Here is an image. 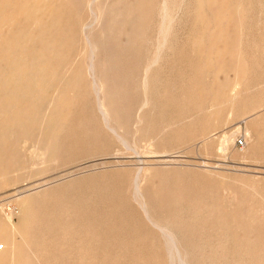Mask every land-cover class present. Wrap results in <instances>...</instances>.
Wrapping results in <instances>:
<instances>
[{
    "label": "rangeland",
    "instance_id": "obj_1",
    "mask_svg": "<svg viewBox=\"0 0 264 264\" xmlns=\"http://www.w3.org/2000/svg\"><path fill=\"white\" fill-rule=\"evenodd\" d=\"M160 1L61 0V5L51 6L50 10L48 9V14L53 9L56 14L58 13L59 25L64 37L63 43L59 46L63 54V58L60 57L61 68L64 72L71 71L72 80L75 82L67 95V102L71 105L65 106L67 118L54 132L53 139L46 140L43 149H39L35 141H27L21 145L23 152L21 158L25 164L19 175L22 176L23 181L0 189V208L2 207L7 214H12L15 222H18L19 205L16 198L21 195L19 191H22L21 193L30 195L28 207L34 208V210L59 213L69 208L70 212L79 213L82 222L76 229L77 235L84 237L87 233L92 232L99 236V240L90 249L97 264H172L169 253L165 249L164 235L157 233L156 229L141 219L139 209L133 202L132 191L136 180L135 175L140 166H147L159 177L156 186L147 185V192L149 189L151 191L149 195H153V197L155 193L158 195L156 201L159 202L154 204L156 212L159 211V214L164 212L171 216L179 211V206L183 207V218L180 217L182 221L179 219L175 222L178 218L172 219L175 222L173 227L179 229L177 232L179 231L180 241L184 245H194L192 254H194L196 264L198 261L199 264H264V0H222L223 2L221 0H198L199 3L197 0H172L170 33L168 32L165 36L166 39L161 48V54L165 56L161 55L160 60L151 70L153 73L151 76L154 75L150 87L151 97L158 105L157 109L147 116V120L149 126L154 127L150 128V131L154 129V133L149 131L138 136L132 128L135 126L133 122L136 116V101H139L137 98L142 96L140 86L141 76L144 73L142 69L156 53V42L159 40L157 38L159 31L157 30H159L161 21L158 16ZM120 4L127 5L126 12L133 16L132 22L127 24L128 30H125L123 35L119 36L114 32L110 34V46L118 55L114 60L116 64L114 61L107 64L104 61V50L100 51V59L103 58V60L99 61L98 76L104 80L113 82L115 80L114 84L109 82V85H116L120 89L127 90V101H130L124 115V130L127 134L129 133L127 139L130 145L127 146L116 140L99 120L100 115L96 101H94L96 97L91 86V75L90 71H87L89 70V55L87 54L89 46L84 37L88 32L94 37H98L100 34L97 15L95 16L90 11L91 9H94L99 15L108 14V10L112 6ZM61 8L63 12H61ZM156 11H158V15ZM231 13H234L233 16ZM237 15L238 20H236ZM216 16L219 20L216 19ZM227 21L230 23L227 24ZM34 27L32 20L29 19L21 26L17 25L16 30L24 29L23 32L29 33ZM153 27H156L157 30L156 28L153 30ZM237 27L240 30L237 29V34H235ZM222 37L224 39H221ZM69 40L70 43H68ZM144 40L147 42L151 40V43H155L152 46L150 42L145 41V44ZM160 40L163 41V38L161 37ZM211 42L214 43L210 45ZM217 43L222 45H216ZM145 45L150 47L146 48ZM165 48L166 50H164ZM226 48L227 50H225ZM146 53L150 55H146ZM140 58L146 59L141 61ZM124 63H126V67H123ZM171 70L173 71L171 72ZM234 76L239 78V84L236 86L233 84ZM225 89L226 91H224ZM170 92L172 98L169 96ZM135 98L136 101H134ZM211 98L213 99L211 100ZM175 100L177 102H174ZM213 101L216 103L215 108L212 105ZM172 103L173 107H169V105L172 106ZM210 109L213 110L209 111ZM219 109L221 110L218 111ZM249 122L253 125L249 124L253 132L259 129L260 131L255 133H260L263 137L259 139L260 146L258 145L259 148L256 150V152L259 151L258 154L256 153L257 156L245 158L249 154V136L246 131ZM211 125L212 127H210ZM156 127L159 131L161 130L158 131L159 133L156 132L158 130ZM211 129L214 130L203 137V134L205 135ZM160 134L163 137H160ZM152 138H156L157 141ZM224 138H228L226 144H222ZM239 138L244 140L242 147L236 145ZM205 140H211L209 142L211 145H206ZM151 141L154 142L156 148L159 146L157 149L171 150L169 153L159 156L144 154ZM134 143L135 146L137 145L136 148L132 146ZM44 148L57 151L55 156L59 162L39 164V158L44 152ZM166 196L168 198L170 196V200ZM197 198L200 203L199 201L195 202ZM243 199L246 204L242 202ZM192 201L199 207L195 206L194 208ZM239 203L241 206L245 204V209L244 206L243 209L241 206L239 208ZM98 204L99 206H97ZM216 206L217 209H215ZM72 207H75L73 208L75 210ZM175 207L177 210L174 209ZM171 208L174 210L171 211ZM187 209L189 210L187 211ZM194 211L195 214H191ZM185 217H189V219ZM183 219L185 223H183ZM239 219L243 220V224H247V227L243 228L242 221ZM87 220L94 222L92 221L91 225H88ZM208 220L210 224H208ZM222 220L228 224L226 227L229 228V234L225 238L215 235L216 225ZM120 222L124 223V226L122 224V227L125 228L124 231ZM225 222L222 223L225 224ZM179 224L181 226L184 224L183 228ZM177 225L183 230H180ZM93 227L96 229L93 230ZM184 229L187 230L186 235H184L186 232ZM101 232H105L104 236ZM246 234L248 235L246 236ZM183 235L184 238L187 237L184 239ZM100 238H102L101 241ZM223 241L230 251H225L226 253L223 254L217 251V253L216 248ZM239 246L243 249L235 250L239 249ZM233 247L234 249H232ZM219 254L221 255L217 257L216 255ZM101 259L105 260L102 262Z\"/></svg>",
    "mask_w": 264,
    "mask_h": 264
},
{
    "label": "bare ground",
    "instance_id": "obj_2",
    "mask_svg": "<svg viewBox=\"0 0 264 264\" xmlns=\"http://www.w3.org/2000/svg\"><path fill=\"white\" fill-rule=\"evenodd\" d=\"M60 1L61 0H0V189L15 185V184L23 181L22 176L19 175V172L21 171V169H23L24 164H25V161L21 158V154L23 153L21 150V145L27 141H35V143L38 144V148L43 149V144L46 142V140L49 138L53 139L54 132L59 129V127L62 125V121L64 119H66L68 116L66 109H65L66 108L65 106H68L71 104L69 102H67V95H68L69 91H71V88H73V84L75 82H74V80H72L71 71L67 70L66 72H64L61 68V66H62L61 61L62 60H60V57L63 58V54L61 52V48L59 49V46L63 43L64 37H63V34L61 33L62 30H61V27L59 25L58 13L56 14L54 12V9H53V11L52 12L50 11L51 13L48 14V9L51 6L53 7L55 5H61ZM103 1L104 0H102V2ZM131 1H134V0H131ZM216 1H218V0H216ZM160 3L161 4H160L159 15H158V11H156L157 15L161 18L160 27H159V30H157L156 27L152 28L153 30H154V28H156V30L159 31V36L157 37L159 40H158V42H156L157 47H155L156 53H154L155 55L147 62V64H145L146 65L145 68L142 69V70H144V73L141 76L142 81H141V85H140L142 88L141 89L142 90V96H139L141 98H139V97L137 98L139 101H136V98L134 100V101H136L137 105H136V111H135L136 116H135V120L133 122L135 126L132 128H134V131L138 136L140 134H144V132H149L150 128L153 127V126H151V127L149 126L147 116L151 112H154L157 109L158 103L155 102V100H153V98L151 97V91L152 90L150 91V87H151V83L153 82V79H154L153 78L154 75H152L153 77L151 76V73H152L151 70H152L153 66L156 65L161 58V55H162L161 54V48L163 46V43L165 42V39H166L165 36H167V33L169 32V29H170V26L172 23L170 21L171 20L170 15H171V10H172V0H161ZM197 3H199L198 0H197ZM68 4H70V3H68ZM239 5H240V3H239ZM173 6H175V5H173ZM126 7H127L126 4L115 5V6H112V8L110 10H108V14H101V15L97 14V12H95L94 9H91L90 11H92L93 14H95V16L97 15L96 18H97L98 25L100 27V29H99L100 34L98 37H94L88 32L84 36L85 41H86L87 45L89 46V53H87L89 55V57H88L89 58L88 59L89 60V70H87V71L88 72L90 71V75H91V86H92V89H93V91L95 93V97H96V100H94V101H96V107H97L99 115H100L99 120H101V123L106 128V130H108L116 138V140L120 141L125 146H127L129 144L128 139H127L128 138L127 135L129 133L127 134V132L124 130V115L126 114L128 104L130 103V101H127L128 97H126L127 96V92H126L127 90L120 89L116 85H113V86L109 85V82H113V81L104 80V79L99 78L98 69H99V61L103 60V58L100 59V55H101L100 51L104 50V52H105L104 61L107 64L116 60V58L118 56L117 53L110 46V34L112 32H114V33H118V35L120 36V35L124 34L125 30H128L126 28V26L129 22H132L133 16L126 12ZM203 7H204V5H203ZM62 8H61V12L64 11V8H63V11H62ZM157 8H159V6H157ZM179 8H177V9H179ZM213 8L215 9V7H213ZM217 8H218V6H217ZM204 10H205V8H204ZM102 11H103V9H102ZM226 11L228 12V10H226ZM201 14H202V12H201ZM233 14H232V16H233ZM155 15H156V13H155ZM158 16H157V18H158ZM237 18H238V15L236 16V20H238ZM29 19L32 20V23L35 26L32 29V31L27 33V32H23L24 29L21 31L16 30L17 25L21 26V24H24V22L28 21ZM216 19H217V16H216ZM224 19H225V17H224ZM155 20L159 21V19H156V18H155ZM217 20H219V19H217ZM233 20H234V18H233ZM157 21H156V24H157ZM228 22L230 23V21H227V24H228ZM151 23H154V21L153 22L151 21ZM151 23H149V25ZM219 23H220V21H219ZM237 23H236V25H237ZM155 25H153V26H155ZM157 26H159V25H157ZM219 26H221V25H219ZM25 27H26V24H25ZM28 27H30V26H28ZM239 28H241V27L239 26ZM239 28L238 27L236 28L235 34H237V29H239ZM29 30H30V28H29ZM212 31H215V30H212ZM225 32L227 33V31H225ZM225 32H223V33H225ZM216 35H218V34H216ZM161 37L163 38V41L160 40ZM238 37H236V38L239 39L240 37L239 38ZM157 38H156V40H157ZM169 38H170V36H169ZM145 39H147V38H145ZM221 39H224V38L222 37ZM111 41H112V39H111ZM145 41L146 40H144V42ZM146 42H145V44H146ZM149 42H147V43H149ZM214 42H215V40H214ZM214 42H211L209 44L212 45V43H214ZM68 43H70V40ZM154 43H151L152 46L154 45ZM203 43H204V40H203ZM221 43H219V44L217 43L216 45H220ZM235 43H236V41H235ZM137 44L138 43H136V45ZM226 44H228V43H226ZM145 47L149 48L150 46L145 45ZM166 47L168 48V45H166ZM155 48H154V50H155ZM197 48H199V47H197ZM140 49H141V47H140ZM164 50H166V48ZM225 50H227V48ZM150 51L153 53V51L151 49H150ZM151 52H150V54H152ZM148 53H146V55ZM162 53H163V51H162ZM164 53H166V52H164ZM134 54H135V51H134ZM150 54H148V55H150ZM197 54H200V53H197ZM221 54H223V53H221ZM227 54H229V53H227ZM139 55H141V54H139ZM210 55H211V51H210ZM162 56H165V55H162ZM218 56H220V55H218ZM231 57H230V59H231ZM146 58H147V56H146ZM146 58H143V59H146ZM143 59L140 58L141 61ZM232 59H233V57H232ZM210 61H211V59H210ZM114 62L116 64V61H114ZM144 62H145V60H144ZM211 62L213 63V61H211ZM62 63L64 64V62H62ZM124 64H125V66H123V65L122 66L126 67V63H124ZM117 65H115V66H117ZM199 66H200V64H199ZM227 66H228V64H227ZM87 67H88V65H87ZM102 67L104 68L103 65H102ZM205 68H206V66H205ZM206 70H207V68H206ZM172 71L173 70H171V72ZM75 73H76V71H75ZM116 73H118V72H116ZM199 73H201L200 70H199ZM120 76H121V74H120ZM239 77H241V76H239ZM234 78L235 79H234L233 84H234V86H236L239 84V78L237 76L236 77L234 76ZM242 78H244V77H242ZM200 79L202 80V77ZM78 80H79V78H78ZM118 82H119V80H118ZM118 82H116V83H118ZM171 82H172V80H171ZM114 83H115V80H114L113 84ZM134 83H136V82H134ZM172 84H174V82H172ZM223 84H225V83H223ZM83 85H84V83H83ZM140 86H139V88H140ZM195 86H194V88H195ZM169 87H170V85H169ZM77 89H78V87H77ZM221 89L223 90L222 87H221ZM222 90H221V92H222ZM224 91H226V89ZM224 91H223V93H224ZM74 92H76V91H74ZM140 92L141 91L139 90V93ZM173 93H174V91H173ZM235 93H236V90H235ZM235 93H234V95H235ZM171 95H172V93L170 92L169 96L171 97ZM164 97H165V95H164ZM177 98H178V96H177ZM225 98H227V97H225ZM212 99L213 98H211V100ZM94 101H92V103H94ZM174 102H177V101L175 100ZM212 105L214 108L216 107L215 101H213ZM61 106H62V108H61ZM93 107H95V106H93ZM169 107H173V103H172V106L169 105ZM213 109H210L209 111H211ZM220 110L221 109H219L218 111H220ZM187 114H188V112H187ZM245 116H246V114H245ZM71 118H72V116H71ZM71 118H70V121H71ZM67 120H66V122H67ZM207 121H209V120H207ZM128 122H129V120H128ZM225 122H226V119H225ZM251 122H249L247 124V127H246V131H247V134L249 136V147H248L249 154L245 158H248V157L251 158V157L257 156V154H258L257 152H259V151L256 152V150L260 146L258 144L259 139L261 137H263V136H261L262 134L255 133V132L260 131L259 129H258V131L254 130L255 132H253V130L251 128V126H253V125L250 124ZM163 123H165V122H163ZM210 123H212V122H210ZM125 124H127V123H125ZM165 124H167V123H165ZM126 126H128V125H126ZM165 127H166V125H165ZM210 127H212V125ZM156 128L158 129V127H156ZM257 128H259L258 125H257ZM153 130H151V131H153ZM212 130H214V129H211L210 131L206 132L205 135L203 134V137L207 136ZM158 131H159V129L156 130L157 133H159L161 130L159 132ZM151 133H154V131ZM149 135L151 136V134H148V136ZM90 136L92 137V135H90ZM160 137H163V135L161 136V134H160ZM200 137H202V136H200ZM146 139H145V141H146ZM155 139H153V140H155ZM155 141H157V140H155ZM210 141L211 140H205L204 143H206V145H211V143H209ZM226 142H228V138H226V139L224 138V140L222 141V144L223 143L226 144ZM97 143H96V146H97ZM132 146H134V148L137 147V145L135 146V143H134V145L132 144ZM224 146L226 148V145H224ZM157 148L155 147L154 142L151 141L148 144L147 148L145 149L144 154L146 153V154H152L153 156H159V155L164 154V153H169V150H171V149L167 150V148L166 149H164V148L163 149H157ZM138 149H140V148H138ZM56 152L57 151H54V149L52 150L51 148L50 149L44 148V152L42 153L41 157L39 158V164H48V163H53V162L56 163L58 161L56 159V156H55ZM61 154H59V155H61ZM63 154L65 155V153H63ZM259 155H260V153H259ZM144 162H143V164H144ZM146 163H147V161H146ZM157 176H158V174H155L152 171H150V169L147 168V166L146 167L140 166L138 168V171L135 175L136 180L134 182V189L132 191L133 202H134L135 206L137 205V207H138L137 209H139L141 219H143L146 222V224H149L151 227L156 229L155 231H157V233L159 232L160 234L164 235V237H165V249L167 250V253H169L170 261L172 262V264H196L195 258L193 257L194 254H192V251L194 250L193 249L194 245L193 244L184 245L180 241L179 234H178L179 231L177 232V230H179V229H175L173 227V225L175 226L176 221H178L179 219L182 221V218H183L182 209H183V207L181 206L182 207L181 208L179 206L178 207L179 211L176 212V214L173 213L174 215H171V216L169 214H168L169 216L164 214V212H161L159 214V211H157L158 212L157 213L156 210L154 209L155 208L154 204L159 202V201H156V200H158V197H157L158 195H157V193L154 194V197H153V195H149V192L151 193V191H149L150 189L148 188L149 190L147 192V185L148 184H151V185L156 184L157 185V183L159 181L158 180L159 177H157ZM160 180H162V179H160ZM43 184H41V185H43ZM132 185H133V182H132ZM31 188L35 189L36 187H31ZM171 188H172V186H171ZM17 190H19V189H17ZM19 192L21 195L18 198H16V201L18 202V205H19V221L18 222H15L14 216L12 214L11 215L7 214L2 207L0 208V264H97V261L94 260V258L91 255L90 249L99 240V236L96 233H92V232L87 233L86 236H84V237H80L77 235L76 229H78L77 227L82 222V220L79 217V215H80L79 213H78L79 214L78 215L75 212H72V211L70 212L69 208H67V207L66 208L68 210L64 211L65 206L61 207V209L63 208L64 210L63 211L59 210V211H61L59 213H56V212L46 213V212H43L40 210H38V211L34 210V208L28 207L30 195L28 193L27 194L21 193L22 191H19ZM163 193H165V192L163 191ZM176 193H178V192H176ZM106 198H104V199H106ZM169 198H170V196H169ZM169 198L167 197V199H169ZM99 199H100V197H99ZM103 200H102V202H103ZM174 200H172V201L175 204ZM196 201L198 203V201H199L198 198H197V200H195V202ZM168 202H170V201H168ZM195 202H193V204ZM242 202L243 203L245 202L244 199L242 200ZM87 203H89V202L87 201ZM189 203H190V201H189ZM197 203H196V205L194 204V208H195V206L199 207L197 205ZM199 203H200V201H199ZM245 204H246V202H245ZM245 204L243 205L244 209H245ZM171 205H172V203H171ZM187 205H188V203H187ZM97 206H99V204ZM240 206H241V204L239 203V208H240ZM243 206H241L242 209H243ZM68 207L71 208V206H68ZM157 207H158V205H157ZM191 207H192V203H191ZM73 208H75V207H72V209ZM104 208H105V205H104ZM120 208H122V207H120ZM194 208H192V209H194ZM81 209H82V207H81ZM172 209L173 208H171L170 210L172 211ZM174 209L177 210L176 207ZM192 209H191V211H192ZM196 209L198 210V208H196ZM215 209H217V206ZM215 209L213 208V212H215ZM249 209H250V207H249ZM73 210H75V209H73ZM167 210H169V209H167ZM188 210L189 209H187V211ZM77 211H78V208H77ZM240 211H241V209H240ZM196 212H198V211H196ZM191 214H195V211H194V213L192 212ZM90 216H89V219H90ZM241 216H240V219H241ZM106 217H107V215H106ZM180 217H182V218H180ZM189 217H187V218L189 219ZM192 217H194V215H192ZM195 217H196V215H195ZM175 218L176 219L178 218V219L175 220V222H174V220H172V219H175ZM246 218H247V216H246ZM107 219H110V218H107ZM242 219H243V216H242ZM249 219H251V218H249ZM92 221L87 220V224L91 225ZM106 221L105 222L103 221V222L106 223ZM121 221H123V220L121 219ZM240 221H242V223H241V225H242L243 220H240ZM247 221H248V218H247ZM222 222H225V221L222 220L216 225L217 226L216 227L217 232L215 233V235H218L220 237L225 238V236L229 234V228L226 227V226H228V224L226 222H225L226 225ZM183 223H185V220L183 221ZM197 223L199 224L201 222H197ZM122 224L124 226V223L120 222L122 230L123 229L125 230V228L122 227ZM208 224H210L209 220H208ZM110 225H112V224H110ZM187 225H189V223H187ZM194 225H196V224H194ZM255 225H257V224H255ZM258 225L261 226L262 224L261 225L258 224ZM180 226H178V227L180 228ZM211 226H213V225H211ZM242 226H243V228H244V226L247 227V224L246 225L243 224ZM204 227L206 228V226H204ZM91 228H92V226H91ZM103 228H105V227H103ZM187 228H189V227H187ZM201 228H202V226H201ZM94 229H96V228L93 227V230ZM111 229H113V228H111ZM247 229H249V228H247ZM106 230H107V227H106ZM180 230H183V229L180 228ZM184 230H186V229H184ZM199 231H200V228H199ZM201 231H202V229H201ZM252 231L253 230L251 229V232ZM101 233L105 234V232H101ZM186 233H187V230H186L184 235H186ZM104 234H103V236H104ZM184 235H183V238H184ZM247 235L248 234H246V236ZM103 236H102V238H103ZM257 237L259 238L258 234H257ZM102 238H100V241ZM104 238H106V237H104ZM243 240H242V242H244ZM103 241H106V240H103ZM247 241H248V239H247ZM237 243H239V242H237ZM106 247L108 248V246H106ZM104 249H105V247H104ZM232 249H234V247ZM241 249H243V248L240 247L239 249L237 248L235 250L240 251ZM217 251L220 252L221 254H223V253H226L225 251H230V249L228 250V248L226 247V245L224 244V241H223L216 248V252ZM221 254L216 255V256L219 257ZM102 259H101V261H102ZM167 261H169V260H167ZM197 263L199 264V261Z\"/></svg>",
    "mask_w": 264,
    "mask_h": 264
},
{
    "label": "built area",
    "instance_id": "obj_3",
    "mask_svg": "<svg viewBox=\"0 0 264 264\" xmlns=\"http://www.w3.org/2000/svg\"><path fill=\"white\" fill-rule=\"evenodd\" d=\"M236 145L238 147H242L244 145V140L242 138H239L237 141H236Z\"/></svg>",
    "mask_w": 264,
    "mask_h": 264
}]
</instances>
